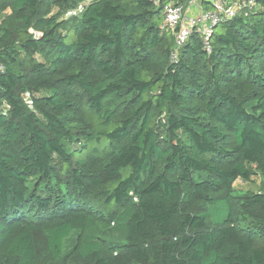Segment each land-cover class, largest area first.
Returning a JSON list of instances; mask_svg holds the SVG:
<instances>
[{"label": "trees", "instance_id": "1", "mask_svg": "<svg viewBox=\"0 0 264 264\" xmlns=\"http://www.w3.org/2000/svg\"><path fill=\"white\" fill-rule=\"evenodd\" d=\"M163 1L0 0V264H264V0Z\"/></svg>", "mask_w": 264, "mask_h": 264}, {"label": "built area", "instance_id": "2", "mask_svg": "<svg viewBox=\"0 0 264 264\" xmlns=\"http://www.w3.org/2000/svg\"><path fill=\"white\" fill-rule=\"evenodd\" d=\"M210 8L202 5V0H165L162 2L160 28L173 35L174 45L170 51V61L176 62L180 49L194 33H199L203 48L211 52L210 39L217 25L233 19L237 15L250 16L258 9L257 0H206ZM155 4L161 0H153ZM1 69V67H0Z\"/></svg>", "mask_w": 264, "mask_h": 264}, {"label": "rangeland", "instance_id": "3", "mask_svg": "<svg viewBox=\"0 0 264 264\" xmlns=\"http://www.w3.org/2000/svg\"><path fill=\"white\" fill-rule=\"evenodd\" d=\"M79 1H86V0H79ZM255 171V169L253 168ZM262 175L261 173L255 171V173L250 177L248 181L238 179L234 187L237 192H246V191H251V192H257L261 190L262 187Z\"/></svg>", "mask_w": 264, "mask_h": 264}, {"label": "crops", "instance_id": "4", "mask_svg": "<svg viewBox=\"0 0 264 264\" xmlns=\"http://www.w3.org/2000/svg\"><path fill=\"white\" fill-rule=\"evenodd\" d=\"M179 1L184 2V0H179Z\"/></svg>", "mask_w": 264, "mask_h": 264}]
</instances>
